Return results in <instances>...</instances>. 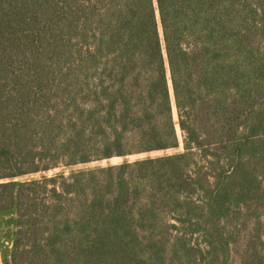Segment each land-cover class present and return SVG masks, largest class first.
Returning a JSON list of instances; mask_svg holds the SVG:
<instances>
[{
	"label": "trees",
	"instance_id": "1",
	"mask_svg": "<svg viewBox=\"0 0 264 264\" xmlns=\"http://www.w3.org/2000/svg\"><path fill=\"white\" fill-rule=\"evenodd\" d=\"M0 253L264 264V0H0Z\"/></svg>",
	"mask_w": 264,
	"mask_h": 264
},
{
	"label": "rangeland",
	"instance_id": "2",
	"mask_svg": "<svg viewBox=\"0 0 264 264\" xmlns=\"http://www.w3.org/2000/svg\"><path fill=\"white\" fill-rule=\"evenodd\" d=\"M174 120L177 121V112L175 109H174ZM178 135L180 136V138L182 137V132L180 131L179 128H178ZM182 151H183V145H182V143H180V147L176 148V149H171V150H167V151L152 152V153H148V154H136V155L127 156L124 158L114 157L111 159L94 161V162H91L89 164L78 165V166L70 167V168L59 167V168L51 170L47 173L36 174V175L29 176L27 178L28 179H41L43 176L53 177V176L59 175V174H64L65 176H69L73 172L90 170V169H94V168H98V167H107V166H111V165H119V164L126 162V161L135 162L137 160H142V159H146V158H157V157H162V156H167V155H174V154L181 153ZM27 178H25V179H27Z\"/></svg>",
	"mask_w": 264,
	"mask_h": 264
},
{
	"label": "crops",
	"instance_id": "3",
	"mask_svg": "<svg viewBox=\"0 0 264 264\" xmlns=\"http://www.w3.org/2000/svg\"><path fill=\"white\" fill-rule=\"evenodd\" d=\"M0 264H2V262H1V253H0Z\"/></svg>",
	"mask_w": 264,
	"mask_h": 264
}]
</instances>
